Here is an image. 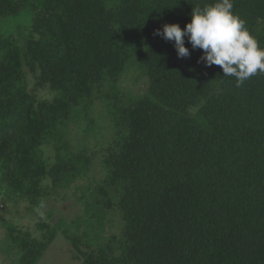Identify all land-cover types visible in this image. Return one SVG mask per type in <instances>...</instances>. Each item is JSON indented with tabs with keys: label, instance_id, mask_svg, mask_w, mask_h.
Listing matches in <instances>:
<instances>
[{
	"label": "trees",
	"instance_id": "trees-1",
	"mask_svg": "<svg viewBox=\"0 0 264 264\" xmlns=\"http://www.w3.org/2000/svg\"><path fill=\"white\" fill-rule=\"evenodd\" d=\"M211 2L0 0V20L25 22L0 27L3 211L38 215L83 179L71 196L89 218L84 245L65 220L39 223L40 238L9 225L19 264L61 228L80 264H264V74L237 87L187 38L179 58L154 35ZM233 11L264 48V0ZM134 74L142 95L122 85Z\"/></svg>",
	"mask_w": 264,
	"mask_h": 264
},
{
	"label": "clouds",
	"instance_id": "clouds-1",
	"mask_svg": "<svg viewBox=\"0 0 264 264\" xmlns=\"http://www.w3.org/2000/svg\"><path fill=\"white\" fill-rule=\"evenodd\" d=\"M191 21L182 29L179 24H164L154 35L174 42L179 58L190 56L185 38L193 50L203 54L198 63L206 67L218 65L224 77L235 78L236 86L257 74H264V48L233 11V0H212L191 12Z\"/></svg>",
	"mask_w": 264,
	"mask_h": 264
},
{
	"label": "rangeland",
	"instance_id": "rangeland-1",
	"mask_svg": "<svg viewBox=\"0 0 264 264\" xmlns=\"http://www.w3.org/2000/svg\"><path fill=\"white\" fill-rule=\"evenodd\" d=\"M25 22L19 17L9 16L0 20V27L3 31H18ZM30 89L34 88L35 80L32 75L28 76ZM124 87L129 89L133 95H142L147 89V79L142 74H134L127 80H123ZM40 98L53 99L54 93L47 87L37 92ZM87 114L81 116V119H76L71 124L72 130L79 127L81 120H86L84 117ZM76 124V127H75ZM84 185L85 180L81 179L73 185L70 190H67L68 197L60 196L49 201L43 211L40 214L35 215L29 213L26 209L22 208L20 213L13 211H3V206L0 203V264H19V253L16 249L10 248L8 228L9 225H14L19 229L28 230L33 236L41 237V231L38 229V224L41 222L50 223L56 225L61 220H65L67 224L73 226L68 228L71 234L83 237L82 244L84 245L85 234L83 229H79V223L89 221V218L79 216L82 214L83 206L71 195L75 190L76 185ZM9 206H6L8 209ZM5 212V213H4ZM51 216V218H50ZM64 221V222H65ZM79 229V230H78ZM87 229V228H86ZM56 239L51 246L46 250L43 256L40 258L37 264H80L79 254L74 248L72 242L66 238L63 233V228L57 230ZM73 235V236H75Z\"/></svg>",
	"mask_w": 264,
	"mask_h": 264
}]
</instances>
